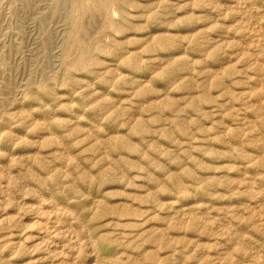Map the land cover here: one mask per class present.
I'll list each match as a JSON object with an SVG mask.
<instances>
[{
  "label": "rangeland",
  "instance_id": "374dc122",
  "mask_svg": "<svg viewBox=\"0 0 264 264\" xmlns=\"http://www.w3.org/2000/svg\"><path fill=\"white\" fill-rule=\"evenodd\" d=\"M0 264H264V0H0Z\"/></svg>",
  "mask_w": 264,
  "mask_h": 264
}]
</instances>
